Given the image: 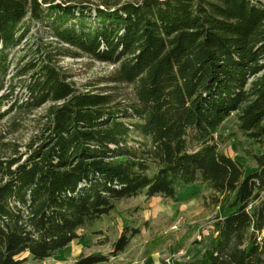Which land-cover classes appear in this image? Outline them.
<instances>
[{"label":"trees","instance_id":"1","mask_svg":"<svg viewBox=\"0 0 264 264\" xmlns=\"http://www.w3.org/2000/svg\"><path fill=\"white\" fill-rule=\"evenodd\" d=\"M28 17L78 51L37 46L20 70L23 98L0 112L20 123L52 104L24 150L0 149V264L50 258L117 201L176 200L178 184L200 180L229 201L202 263L264 264V245L252 239L264 231V2L0 0V72ZM59 56L116 68L108 86L85 91L68 82ZM233 114L253 146L251 172L216 137ZM129 242L122 236L115 253ZM100 262L108 258L75 264Z\"/></svg>","mask_w":264,"mask_h":264},{"label":"rangeland","instance_id":"2","mask_svg":"<svg viewBox=\"0 0 264 264\" xmlns=\"http://www.w3.org/2000/svg\"><path fill=\"white\" fill-rule=\"evenodd\" d=\"M68 1V0H50ZM75 3L94 6L104 2H128L137 0H72ZM264 2V0H261ZM24 31L20 44L7 53L5 71L0 72V99L8 94L17 84L15 94L10 100L0 102V112L9 111L12 101L23 98L25 85L19 77L20 70L36 55L37 46L53 44L77 50L68 43L56 38H49L44 33L42 24L30 17L21 24ZM59 69L66 74L68 82L85 91H100L108 86L106 78L115 70L116 65L98 62L86 57H63L56 59ZM47 103L26 120L16 123L15 111L0 120V149L7 156L21 146L24 150L47 109ZM222 150L242 162L247 172L256 168L255 161L247 155L252 144L240 129L236 114L228 118L217 130ZM3 142V143H2ZM257 149V148H256ZM229 201L222 199L202 180L186 185L178 184L177 199L158 195L149 197L145 193L137 197L124 198L116 202V207L108 215L95 223L80 229V238L58 250L45 260L29 258L27 264H75L80 256L100 254L108 262L97 264H164L167 259L174 264H203V253L214 235L220 229L223 218L227 215ZM178 225L179 229H173ZM127 235L129 244L122 252H116V245L122 236ZM264 245V231L253 229L252 239ZM185 251V255L180 252Z\"/></svg>","mask_w":264,"mask_h":264},{"label":"built area","instance_id":"3","mask_svg":"<svg viewBox=\"0 0 264 264\" xmlns=\"http://www.w3.org/2000/svg\"><path fill=\"white\" fill-rule=\"evenodd\" d=\"M173 229H175V230L179 229V226L176 225V226L173 227ZM185 254H186L185 251L180 252V255H185ZM174 262H175L174 260L172 261L171 259H167L164 264H174Z\"/></svg>","mask_w":264,"mask_h":264},{"label":"crops","instance_id":"4","mask_svg":"<svg viewBox=\"0 0 264 264\" xmlns=\"http://www.w3.org/2000/svg\"><path fill=\"white\" fill-rule=\"evenodd\" d=\"M223 220H224V218H223ZM218 232V231H217ZM217 234V233H216Z\"/></svg>","mask_w":264,"mask_h":264}]
</instances>
